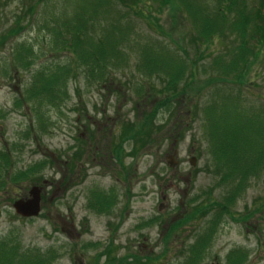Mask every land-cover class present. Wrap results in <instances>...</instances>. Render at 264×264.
Here are the masks:
<instances>
[{
  "label": "rangeland",
  "instance_id": "rangeland-1",
  "mask_svg": "<svg viewBox=\"0 0 264 264\" xmlns=\"http://www.w3.org/2000/svg\"><path fill=\"white\" fill-rule=\"evenodd\" d=\"M211 1L216 0H194L201 6L214 7L216 3ZM53 2L58 3L53 12L62 17L64 1ZM186 2L198 8L191 0ZM20 6V1L14 0L0 12V32L13 25ZM70 14L68 9L67 15ZM131 20V25L125 20L127 27H135L132 43L136 45L129 71L136 73L144 90L148 83L161 88L162 81L157 82L155 76H139L135 60L147 61L142 52L146 45L153 46L155 51L163 46L166 53L159 54L161 58L155 54L156 59L162 63L168 60L171 66L178 60L176 55L183 63L187 57L185 61L191 64L193 76L199 79L187 87L184 97L195 101L198 88L204 101H212L216 97L213 94L225 97L228 91L234 94L241 91L242 102L238 99L237 107H253L241 115L249 121L245 123L247 137L229 133L220 125L204 129L191 109L189 115L181 114L186 128L180 139L160 138L153 143L145 142V148L136 144L130 137L129 125L137 121L143 108L149 109L150 98L145 97V92L135 94L132 77L129 84L115 87L116 91H110L109 95L107 88L103 89L91 78L88 67L81 65L78 56L51 50L52 15H36L28 20L20 35L0 50V240L7 248H15L8 253L0 250V263L23 264L19 254L23 256L24 251L31 250L32 258H36L38 253L45 254L52 248L56 257L50 264H182L192 258L190 248L198 239L207 244L199 250L197 264H209L215 258L220 264H236L237 252L227 258L234 250L246 255L242 264H264V174L259 178L252 176L240 196L233 184L223 181L224 169L217 173L220 167L216 164L217 157L221 159L225 154L220 153L218 146L214 148L216 155L210 151L214 144L211 139L220 134L229 143L222 147L228 152L243 148L247 156L249 151L259 152V144L264 146L263 140L257 141L264 139V117L251 116L254 110L264 111V49L254 48L257 58L249 65V82L243 86L231 81L224 84L218 75L233 67L228 53L236 45L232 36L224 41L215 38L208 45L202 39L194 41L196 24L180 23L178 15L168 8L158 21L151 19L156 28L161 26L160 31L148 29L137 18L136 22ZM18 45L32 46L34 61L27 67L19 66L17 71L7 70L13 60L12 49L15 51ZM153 49L149 52L151 56ZM69 62L70 74L76 76L64 77L67 83L56 95L31 94L34 81L37 82L33 76L43 66H49L48 73H59L54 66ZM189 68L180 86L187 83ZM115 75L121 79L120 84L129 78L120 72ZM157 117L156 122L162 124L168 113L161 110ZM173 124L174 119L164 130ZM256 127L261 136L254 133ZM249 129L253 131L249 133ZM133 131L141 137L138 130ZM95 143L100 149L96 154ZM173 157L178 162L171 166ZM248 164L241 168H247ZM34 185L45 191L38 189L41 211L35 217H19L12 208L13 202L27 199ZM108 187L113 190L104 196L99 193ZM104 197L115 200L116 207L99 212L97 204ZM223 204L228 212L222 209ZM120 222L114 243L118 246L119 260L111 262L107 257L97 260L98 253L108 246L111 227ZM78 233L82 235L78 237ZM95 238L102 245L86 246Z\"/></svg>",
  "mask_w": 264,
  "mask_h": 264
},
{
  "label": "trees",
  "instance_id": "trees-1",
  "mask_svg": "<svg viewBox=\"0 0 264 264\" xmlns=\"http://www.w3.org/2000/svg\"><path fill=\"white\" fill-rule=\"evenodd\" d=\"M13 1L0 0V12ZM19 1L21 3L20 12L15 14L16 18L13 25L0 32V50L5 46L6 42L22 33L27 27L28 20L31 21L38 14L41 16L50 14L53 20V27L51 25V28H53L52 32L54 33L53 43L49 45L51 50L53 52L66 51L78 56V61L83 62L88 67L90 75L100 85H109L111 80H113V83L119 84V78L113 73L120 72L125 75L126 70L128 69L129 71L130 69L131 53L134 51V45H136L132 43L135 27H127L125 20L130 23V19H132V22L137 18L140 22L147 25V28L149 27L153 31H160L161 26L156 28V22L153 23L151 19L158 21L159 15L162 16L167 8L169 12L174 11V15H178L180 23L186 21L196 24V26L193 25L194 28H197L194 41L202 39V43L208 45L215 38L216 40L224 41L232 36L236 45L230 48L228 53L231 54L233 67L228 71L220 72L218 75V78L224 84H229V81H231L235 85L243 86L246 82H249V65L253 63L254 58H257L256 54H254V48L264 49V0L211 1L216 3L214 7L210 6V4L201 6L191 0L194 2L193 5L198 8L188 6L192 4H189L186 0H63L62 17L59 13L53 12V9H56L58 5L53 0ZM120 6L126 9L122 10ZM68 9L71 11L70 15H67ZM198 22L201 24L197 25ZM198 42L197 45L199 44ZM19 46L15 48V51L12 49L11 58L13 60L7 70L11 68L17 71L19 66L22 67L24 64L27 67L28 64H32L34 61L35 56L32 52V46L29 48ZM151 49H153L151 45L147 49H142L147 61L143 60L139 64L136 63V67L138 66V72H141L146 77L155 76L157 82L162 81V87L157 88V84L148 83V88L144 90V85L140 84V88L137 90L138 93L144 91L147 94L151 91L157 96L152 97V94L149 93L150 98L153 99L152 105L149 109L143 108L140 115H138L137 121H140V123L135 120L131 122V126L129 125L132 141L145 147V142L147 144L153 143L160 138L172 139L176 136L180 138L184 135L183 132L186 128L181 120V114L191 112V109L199 117L198 120H200L204 129L217 128L220 125L223 130L229 133L233 134V132H236V135L242 136V138L244 136L247 137L244 134V132H247L245 123L249 124V121H246L247 118L241 115L244 110L252 106L237 107L236 102L240 100L241 91H238L237 94L228 91L225 97L213 94L216 97H212V101H203L200 88H198L195 91L198 94L196 96L193 95L195 101H192V99H188L184 95L187 93V87L196 83L198 79L192 73H189L187 83L180 86L181 79L184 77L185 70L189 64L185 66L183 61L179 59L181 63L179 66H177V62L172 63L170 66L169 61L163 65L153 59L154 54L152 56L149 54ZM257 51L259 52V49ZM48 69L49 66H43L38 71L37 76H33L37 77V82L34 81V86L31 88L32 95L36 94L37 96L39 93L56 95L60 87L66 84L64 77H69L71 73V62L70 65H55L54 69H58L59 73H48ZM129 72L131 73V71ZM105 74L108 75L106 76ZM132 76L134 75L132 74ZM224 81L227 82L225 83ZM207 86L208 83L206 84ZM161 110H165L168 113V117L164 124L160 125L156 123V120L158 118L157 114ZM255 115L260 116L262 119L264 111L261 109L256 112L255 110L252 111L251 116ZM172 119L175 121V124H173L174 129L170 126L164 130L165 125L169 124ZM135 129L142 134L141 137L133 131ZM253 130L254 133L261 136V132L257 127ZM253 130L249 129V133ZM261 140L264 141V139H257V141ZM211 141L214 142L210 148L213 155H216L214 152L215 146H218L220 153L223 152L225 154V157L222 155L221 159L217 157L216 161V164L220 166L217 167V173L224 169L223 181L233 184L235 189L242 190L250 174L259 173L261 177V172L264 171V146L261 144L259 146L256 145L259 152L253 153L249 151V154L245 156L247 153L243 148L235 150L236 152H228L222 148L225 146L224 143L229 144L224 134H220L217 139H211ZM226 155H228V158H226ZM245 163H251V166L248 164L247 168L242 169L241 167ZM237 179L239 184H237ZM225 208L226 206L223 204L222 209L228 212L229 210ZM220 218L221 215L218 220ZM190 252L192 258L182 264H197L199 249L197 250L196 246L192 245ZM233 252H237L234 255L237 257L236 264H242L246 258V255L242 254L244 252L234 250L229 253L230 255H227L228 259L233 256ZM31 253V250L24 251L23 256L19 254V260L23 264L44 262L41 259L43 258L42 256L37 254L36 258H32Z\"/></svg>",
  "mask_w": 264,
  "mask_h": 264
},
{
  "label": "water",
  "instance_id": "water-1",
  "mask_svg": "<svg viewBox=\"0 0 264 264\" xmlns=\"http://www.w3.org/2000/svg\"><path fill=\"white\" fill-rule=\"evenodd\" d=\"M32 198L28 200H18L14 203L15 210L22 216H34L39 212V190L35 187L31 189Z\"/></svg>",
  "mask_w": 264,
  "mask_h": 264
}]
</instances>
